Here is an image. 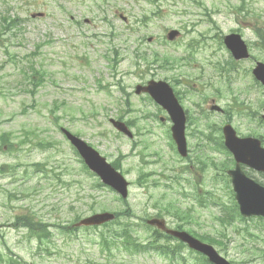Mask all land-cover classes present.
Instances as JSON below:
<instances>
[{
    "label": "rangeland",
    "instance_id": "1",
    "mask_svg": "<svg viewBox=\"0 0 264 264\" xmlns=\"http://www.w3.org/2000/svg\"><path fill=\"white\" fill-rule=\"evenodd\" d=\"M36 13L45 17L32 18ZM9 18L15 24L7 30ZM257 28H264V0H0V264H205L186 246L176 256L108 252L103 240L126 224L145 244L153 231L144 220L159 214L171 228L180 224L220 241L208 243L232 264H264V220L241 217L227 176L235 161L221 148L226 120L210 115L204 101L216 94L233 107L237 135L264 143V86L253 76L256 62H264ZM172 29L181 35L169 41ZM233 32L248 43L249 59L237 62L226 48L224 37ZM144 53L151 61L170 57L179 67L169 71L160 61L142 73L135 62ZM231 59V75L219 76ZM37 71L43 83L34 95ZM151 79L181 90L196 120L187 126V159L161 121L167 114L157 118V106L135 95L136 85ZM121 116L135 120L133 139L111 124ZM60 127L109 162L124 155L131 217L60 233L58 225L127 208L108 187H94L98 178L85 171ZM3 134L11 141L2 143ZM25 215L47 224L43 241L13 226Z\"/></svg>",
    "mask_w": 264,
    "mask_h": 264
},
{
    "label": "water",
    "instance_id": "2",
    "mask_svg": "<svg viewBox=\"0 0 264 264\" xmlns=\"http://www.w3.org/2000/svg\"><path fill=\"white\" fill-rule=\"evenodd\" d=\"M177 35L178 32L173 31L169 34V38L174 39ZM226 44L233 51L237 59L249 57L247 45L241 39L240 35H231L227 37ZM254 73L264 84L263 63H258ZM142 92L150 93L155 101L167 111L173 122V138L177 143L181 155L186 157L188 155L186 137L187 117L171 86L163 81H150L146 87H137L136 93L141 94ZM113 124L118 131L124 133L130 138L132 137V133L124 123L114 122ZM224 134L226 137V145L234 153L237 160V168L229 171V174L233 179L234 188L237 193L236 198L239 202L241 212L246 217H264V187L249 178L241 169V163H243L255 169L264 171V149L261 147L258 139H238L231 126L225 127ZM66 135L72 144L78 149L91 169L97 172L105 183L116 189L123 197H127L128 183L121 174L109 165L106 160L85 141L69 132H66ZM114 218L115 216L111 213L97 214L82 220L79 225L102 224L104 222H109ZM148 223L150 225H156L161 229H165L169 234L188 243L191 248L206 254L209 257L210 262L213 264H230V262L221 256L213 246L202 243L189 233L166 229L165 222L159 219L149 220Z\"/></svg>",
    "mask_w": 264,
    "mask_h": 264
},
{
    "label": "trees",
    "instance_id": "3",
    "mask_svg": "<svg viewBox=\"0 0 264 264\" xmlns=\"http://www.w3.org/2000/svg\"><path fill=\"white\" fill-rule=\"evenodd\" d=\"M5 23H7L6 24L7 30H10L12 28V25L15 24V21L9 18L5 20ZM256 31H257L258 37L260 38L262 42L261 44L264 47V28H257ZM143 60L146 61V56H143ZM152 60L156 63L159 60V58L157 56L155 60L154 59ZM167 62H168V59H166L165 63ZM39 75H40V71H37L34 73V76H33V79L35 78L33 94H35L38 87L42 85L41 80L37 79ZM121 120H123V118H121ZM130 122L135 123V120L132 119L130 120ZM127 124L131 126L130 123H127ZM1 140H2V143H5V144H6V141H11L9 138H7V134H3V136L1 137ZM114 165L117 169H120L121 165L119 162H115ZM97 188H102V185L98 183ZM124 203L126 204L127 208L123 212L116 213L117 221H115L114 223H119V219L122 216L131 217L133 215V211L130 208L128 201H125ZM158 216L161 217V215H158ZM228 220L231 221V218L229 219L222 218V222L224 223L227 222ZM78 221H79V218L77 219V222ZM109 225L106 224V226H109ZM13 226L20 227V228L23 227V228L28 229L30 234L33 236H36L39 239V241H42L44 238H46L45 235L41 233V229L47 227V224L43 223L42 221L36 220L32 216H29V215L18 216ZM177 228L181 229L182 226L178 225ZM61 229H63L64 233H71L73 230H76L74 227H65V226H62ZM200 237L201 239L211 242L213 244H216V243L221 244L220 241L210 236L202 235ZM163 238L166 239L167 245L160 244V241ZM109 239L111 240V244H113V248H119L120 246H122L134 253H141V252L153 250L154 252L160 255H163V256H176L179 252V248L184 246V244H180L179 247H175V248L171 247L168 241H174L176 239L166 234L159 233L157 231L154 232V237L152 241L148 240L147 243L144 244L143 242H141V240L137 236H135V234L133 233V230L130 228L129 225L123 228L114 229ZM104 243L105 242L103 241V244ZM201 258L202 259L200 260L202 263L204 262L205 264H210L209 261L205 257H201Z\"/></svg>",
    "mask_w": 264,
    "mask_h": 264
},
{
    "label": "flooded vegetation",
    "instance_id": "4",
    "mask_svg": "<svg viewBox=\"0 0 264 264\" xmlns=\"http://www.w3.org/2000/svg\"><path fill=\"white\" fill-rule=\"evenodd\" d=\"M212 101H214V100H212ZM247 170H248L249 172H255V171H253V170H250V169H247ZM262 174H263V173H261V174L259 173L258 175L263 177V175H262Z\"/></svg>",
    "mask_w": 264,
    "mask_h": 264
},
{
    "label": "bare ground",
    "instance_id": "5",
    "mask_svg": "<svg viewBox=\"0 0 264 264\" xmlns=\"http://www.w3.org/2000/svg\"><path fill=\"white\" fill-rule=\"evenodd\" d=\"M166 217V216H165ZM169 218V217H168Z\"/></svg>",
    "mask_w": 264,
    "mask_h": 264
}]
</instances>
